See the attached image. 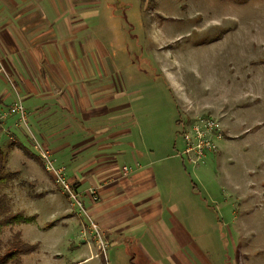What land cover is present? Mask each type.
I'll return each mask as SVG.
<instances>
[{
    "label": "rangeland",
    "instance_id": "obj_1",
    "mask_svg": "<svg viewBox=\"0 0 264 264\" xmlns=\"http://www.w3.org/2000/svg\"><path fill=\"white\" fill-rule=\"evenodd\" d=\"M93 30L104 43L97 53L106 55L126 93L118 122L131 129L134 150L168 149L166 157L183 163L176 178L183 183L170 197H185L187 209L195 198L216 215V223L194 220L203 247L213 245L212 263L264 264V0H103L100 26ZM208 119L219 126L210 140L216 149H206L194 164L181 156L184 135L204 130ZM1 121L0 148L6 166L18 173L5 193L14 212L34 220L0 228V255L21 233L37 248L10 264H76L90 255L79 264H111L109 248L99 255L85 189L78 190V201L88 216L72 204L54 173L13 145L15 138L43 163L44 152L59 165L45 142L27 140L9 117ZM16 124L28 127V118L18 117ZM116 164L124 171L125 162ZM60 166L75 185L67 166ZM195 222L185 225L195 228Z\"/></svg>",
    "mask_w": 264,
    "mask_h": 264
},
{
    "label": "crops",
    "instance_id": "obj_2",
    "mask_svg": "<svg viewBox=\"0 0 264 264\" xmlns=\"http://www.w3.org/2000/svg\"><path fill=\"white\" fill-rule=\"evenodd\" d=\"M102 15L103 0H0V116L18 102L25 106L28 127L14 125L17 115L2 120L9 117L27 140H43L77 190L85 189L89 218L109 243L111 264H213V245L203 247L194 220L216 215L195 198L187 209L185 197H170L183 183L176 179L181 160L166 157V148L135 151L131 129L119 126L126 93L106 55L97 53L104 43L93 29ZM93 147L97 152L87 151ZM185 220L196 227L187 228Z\"/></svg>",
    "mask_w": 264,
    "mask_h": 264
},
{
    "label": "built area",
    "instance_id": "obj_3",
    "mask_svg": "<svg viewBox=\"0 0 264 264\" xmlns=\"http://www.w3.org/2000/svg\"><path fill=\"white\" fill-rule=\"evenodd\" d=\"M8 115H17L21 122H24L28 118V112L25 106L21 103L18 102L12 106L9 111L3 115L0 116V121L5 118ZM218 124L215 123L212 119H208V121L205 123V129L202 130L200 128H196V130H193L191 134L187 133L184 135V139L186 141V147L184 151H182L181 156L183 157L184 155L188 156L190 162L192 163H197L199 159H201L204 156V152H206V149H210L209 151H212V149H216V145L213 143V136H215L214 130L218 128ZM194 139L196 140V146L195 150L197 152L196 156H198V159H194L192 156V151L194 150L192 146V142ZM213 142H211V141ZM43 157L45 159V168L48 169L50 172L54 173L58 184L62 187L63 191L67 194L69 197L70 201L72 204L75 206L77 204L79 207L83 208V204L78 201V198L80 196L77 188L73 183H71L65 173H66V168L62 166H57L53 162V160L50 158L49 155L43 152ZM130 169L128 167H124L125 173H127ZM90 194L92 197V200L94 202H97L99 200V197L97 193L94 190H90ZM75 202V203H74ZM82 211L88 216L87 210L82 209ZM89 222H90V227L92 231L94 232V237L97 241V247L99 250V255H104L107 253L108 245L109 243L105 240L103 237V234L101 230L99 229L98 225L93 222L89 216H88Z\"/></svg>",
    "mask_w": 264,
    "mask_h": 264
},
{
    "label": "trees",
    "instance_id": "obj_4",
    "mask_svg": "<svg viewBox=\"0 0 264 264\" xmlns=\"http://www.w3.org/2000/svg\"><path fill=\"white\" fill-rule=\"evenodd\" d=\"M14 146L20 147L27 155L33 156L38 163L45 168L41 158L35 155L23 143H14ZM7 154L0 148V228L5 226H12L15 224L29 223L34 218L25 216L23 213L14 212L8 195L5 193L6 188L18 176L17 172L10 170L6 166ZM37 245H32L22 239L21 233H17L8 247L5 249L4 254L0 255V264H10L19 261L21 255H27L35 251Z\"/></svg>",
    "mask_w": 264,
    "mask_h": 264
}]
</instances>
